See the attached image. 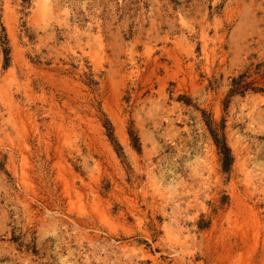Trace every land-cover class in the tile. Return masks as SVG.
I'll list each match as a JSON object with an SVG mask.
<instances>
[{
	"label": "rangeland",
	"instance_id": "rangeland-1",
	"mask_svg": "<svg viewBox=\"0 0 264 264\" xmlns=\"http://www.w3.org/2000/svg\"><path fill=\"white\" fill-rule=\"evenodd\" d=\"M0 264H264V0H0Z\"/></svg>",
	"mask_w": 264,
	"mask_h": 264
},
{
	"label": "trees",
	"instance_id": "trees-1",
	"mask_svg": "<svg viewBox=\"0 0 264 264\" xmlns=\"http://www.w3.org/2000/svg\"><path fill=\"white\" fill-rule=\"evenodd\" d=\"M218 146L220 147V149L223 151L224 155H225V161H230V156H229V149L227 148V146L225 144L221 145V142L217 141Z\"/></svg>",
	"mask_w": 264,
	"mask_h": 264
}]
</instances>
